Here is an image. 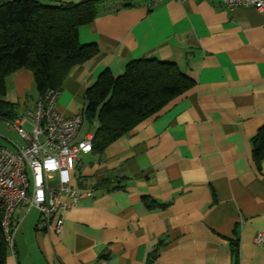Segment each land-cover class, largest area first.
<instances>
[{"label": "crops", "instance_id": "obj_1", "mask_svg": "<svg viewBox=\"0 0 264 264\" xmlns=\"http://www.w3.org/2000/svg\"><path fill=\"white\" fill-rule=\"evenodd\" d=\"M149 2H102L78 27L79 42L99 51L65 78L56 111H81L104 69L118 75L140 57L175 63L192 87L101 152L81 155L71 184L91 194L59 208L44 229L36 208H16L4 264H146L160 241L150 264H231L235 238L239 264H264V160L257 166L250 146L264 125V13L219 0ZM4 84L16 116L33 107L30 70ZM8 121L0 118V145L16 150L23 140ZM84 125L81 134L91 132Z\"/></svg>", "mask_w": 264, "mask_h": 264}, {"label": "trees", "instance_id": "obj_2", "mask_svg": "<svg viewBox=\"0 0 264 264\" xmlns=\"http://www.w3.org/2000/svg\"><path fill=\"white\" fill-rule=\"evenodd\" d=\"M101 1L0 0V118L16 116L12 103L4 98V79L16 69L31 71L39 96L47 88L58 90L75 67L98 53L94 42H79L77 30L96 18ZM192 85L193 80L175 63L155 58L131 59L118 75L104 69L83 93L81 112L92 128V151L101 152ZM250 146L259 166L264 160V125L250 138ZM160 242L146 264L155 259ZM228 243L231 264H239L237 238ZM6 255L0 225V264Z\"/></svg>", "mask_w": 264, "mask_h": 264}, {"label": "built area", "instance_id": "obj_3", "mask_svg": "<svg viewBox=\"0 0 264 264\" xmlns=\"http://www.w3.org/2000/svg\"><path fill=\"white\" fill-rule=\"evenodd\" d=\"M185 2L187 0H178ZM225 7L251 6L264 13V0H219ZM160 0H150L151 7ZM58 90L47 88L32 108L8 123L23 140L11 150L0 145V225L6 247L13 250L12 214L16 208H36L37 228L44 229L59 208H70L90 191L71 184L70 171L80 156L92 150V133L81 134L84 116L81 111L64 116L55 109ZM28 123L30 128L26 129ZM64 198V201L60 200ZM62 219L56 220L60 232ZM262 232L254 242L260 244Z\"/></svg>", "mask_w": 264, "mask_h": 264}, {"label": "rangeland", "instance_id": "obj_4", "mask_svg": "<svg viewBox=\"0 0 264 264\" xmlns=\"http://www.w3.org/2000/svg\"><path fill=\"white\" fill-rule=\"evenodd\" d=\"M122 0H103V1H101L100 3H102L103 5H105V6H108V5H111L113 2H121ZM99 3V4H100ZM98 4V5H99ZM97 10H98V8H97ZM84 131H91V129L92 128H90V127H88V124L87 123H85V125H84ZM6 137H9V138H11L12 140L13 139H15V140H17L18 142H20L21 140L18 138V136H17V134L16 133H13V132H9L8 133V135H6ZM1 142H4V140H2Z\"/></svg>", "mask_w": 264, "mask_h": 264}]
</instances>
